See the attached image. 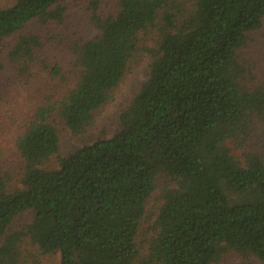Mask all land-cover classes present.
<instances>
[{
  "label": "trees",
  "instance_id": "16d2710c",
  "mask_svg": "<svg viewBox=\"0 0 264 264\" xmlns=\"http://www.w3.org/2000/svg\"><path fill=\"white\" fill-rule=\"evenodd\" d=\"M72 1L0 9V73L6 56L26 70L38 62L42 38L22 32L62 24ZM180 1L114 0L105 13L94 0L99 35L68 41L78 75L39 62L51 88L12 143L19 188L0 172V264H26L24 240L59 264H264V159L238 153L264 124V83L250 85L239 55L262 27L264 0H188L185 10ZM149 32L155 47H142ZM141 53L148 79L117 132L64 157L57 123L77 139L94 135L96 113ZM159 177L168 184L142 258L137 236Z\"/></svg>",
  "mask_w": 264,
  "mask_h": 264
},
{
  "label": "rangeland",
  "instance_id": "374dc122",
  "mask_svg": "<svg viewBox=\"0 0 264 264\" xmlns=\"http://www.w3.org/2000/svg\"><path fill=\"white\" fill-rule=\"evenodd\" d=\"M92 1L94 0H73L68 5V13L62 24L44 27L39 22H34L25 28L22 34L37 35L44 42V54H41L38 62L29 69L26 70L19 64L13 63L7 56L3 60L4 69L0 73V172L10 176L11 186L19 188L17 180L20 167L18 157L12 151V143L21 134L24 124L32 116L38 101L51 88L49 77L41 69L39 62L61 63L63 69L78 75V70L73 66V56L70 51L72 49L68 47V41L87 42L99 35L98 30L90 22ZM187 1L181 0L180 4L184 7ZM190 3L192 2L190 1L189 5ZM13 4L14 0H0V9ZM113 8L114 0H104L101 12L110 13ZM185 9L187 8L184 7ZM155 41L156 32L146 33L143 35L141 46L153 48ZM239 55L241 63L247 69L250 85L264 83V22L258 31L248 35L247 44ZM150 64L151 59L145 53H141L133 60L113 100L96 113L94 135L77 139L64 125L57 123L60 150L64 157L81 149L84 144H91L97 138L110 139L114 136L118 129L119 115L147 81ZM65 72L63 74L67 75ZM53 85L58 91L64 88L59 83H53ZM245 152L259 154L264 159V124H256L248 144L238 153ZM45 167L49 170L57 169V165L52 162ZM156 184L157 189L147 205L146 216L137 236V246L142 258L147 255L148 243L152 236L150 230L161 206L160 194L167 186L168 180L159 177ZM25 221V219L18 220L17 225H22ZM21 252L26 264H59L60 262L59 254L44 256L28 240H24L21 244ZM218 264L243 263L236 257H230Z\"/></svg>",
  "mask_w": 264,
  "mask_h": 264
}]
</instances>
